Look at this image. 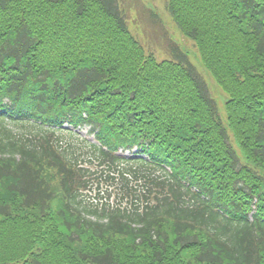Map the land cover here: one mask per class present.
<instances>
[{"label":"trees","instance_id":"obj_1","mask_svg":"<svg viewBox=\"0 0 264 264\" xmlns=\"http://www.w3.org/2000/svg\"><path fill=\"white\" fill-rule=\"evenodd\" d=\"M119 2L0 0V264H264V0L166 3L226 127Z\"/></svg>","mask_w":264,"mask_h":264},{"label":"rangeland","instance_id":"obj_2","mask_svg":"<svg viewBox=\"0 0 264 264\" xmlns=\"http://www.w3.org/2000/svg\"><path fill=\"white\" fill-rule=\"evenodd\" d=\"M130 32L141 46L152 53L157 61L169 58L168 41L171 40L187 54L190 63L204 80L210 97L215 101L223 126L227 125V96L222 88L205 70L193 42L187 39L172 20L166 3L168 0H119ZM153 15L155 17H153ZM89 127H83L80 134L85 136ZM89 138H92L90 136Z\"/></svg>","mask_w":264,"mask_h":264}]
</instances>
